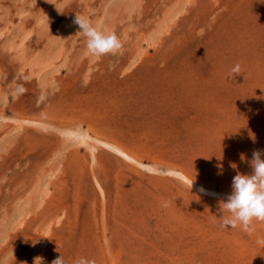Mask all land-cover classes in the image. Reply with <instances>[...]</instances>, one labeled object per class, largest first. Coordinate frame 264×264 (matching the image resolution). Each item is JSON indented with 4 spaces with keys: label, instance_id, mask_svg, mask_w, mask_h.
I'll return each mask as SVG.
<instances>
[{
    "label": "rangeland",
    "instance_id": "1",
    "mask_svg": "<svg viewBox=\"0 0 264 264\" xmlns=\"http://www.w3.org/2000/svg\"><path fill=\"white\" fill-rule=\"evenodd\" d=\"M74 128L231 193L264 150V0H0V264H264V222Z\"/></svg>",
    "mask_w": 264,
    "mask_h": 264
},
{
    "label": "clouds",
    "instance_id": "2",
    "mask_svg": "<svg viewBox=\"0 0 264 264\" xmlns=\"http://www.w3.org/2000/svg\"><path fill=\"white\" fill-rule=\"evenodd\" d=\"M73 23L78 25V34L86 37V49L92 56L99 58L116 55L123 48L120 38L114 32L106 34L99 31L88 19L77 14ZM240 74L241 66L236 64L230 69L229 78H235ZM251 168L250 175L237 174L232 181L231 193L220 199L219 219H222L225 228H236L239 225L250 233L254 231L252 227L254 221L264 222V150L253 151ZM193 184L194 181L191 182V189ZM197 191L208 194L202 187ZM225 212L229 215L225 216ZM52 264H64L62 255L53 260Z\"/></svg>",
    "mask_w": 264,
    "mask_h": 264
},
{
    "label": "bare ground",
    "instance_id": "3",
    "mask_svg": "<svg viewBox=\"0 0 264 264\" xmlns=\"http://www.w3.org/2000/svg\"><path fill=\"white\" fill-rule=\"evenodd\" d=\"M1 119L5 120V121L17 122L16 119H12L10 117H2ZM18 122H21V121H18ZM31 124L33 125L34 123L32 122ZM61 133L67 134L69 136H72V135H74L75 137L76 136H79L78 139L76 137V139H77L76 145L84 144L85 147H86V149L90 150L91 153H93V150H95V148H96L97 145H102V146H104L106 148L108 147V148L112 149L116 154H118L119 156L123 157L125 160L130 161V162H132V163H134V164H136V165L144 168L145 170H148L149 172H152V173L153 172H157L156 174H159V173L160 174L161 173H163V174L164 173L171 174L172 176L177 177L178 179L182 180L183 182L187 183L190 186H191V182L193 181L186 174H184V173H182L180 171H174V170H169V169L168 170H164L162 168L153 167V166L150 167V166H147L145 164H142V163L139 162L138 159H136L135 156H133L131 153H129L127 150H125L121 146L116 145L114 143H108L107 141L98 140L97 138H95L92 135H90L88 132L83 133L80 129L78 130V129H75L74 128V129H69V130H63V131H61ZM192 188L197 191V189L198 188H201V186L197 185L194 182ZM202 188L205 189L206 192L208 193V194H205L207 196H213V197H221V198H223L224 196L230 194V193H226V194L223 193L222 194V193H219V192L214 191L213 189L204 188V187H202Z\"/></svg>",
    "mask_w": 264,
    "mask_h": 264
}]
</instances>
